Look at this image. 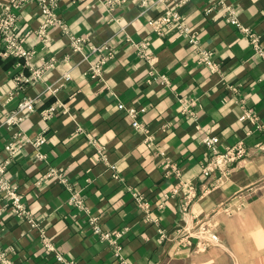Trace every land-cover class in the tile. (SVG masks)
I'll list each match as a JSON object with an SVG mask.
<instances>
[{
    "label": "crops",
    "instance_id": "obj_1",
    "mask_svg": "<svg viewBox=\"0 0 264 264\" xmlns=\"http://www.w3.org/2000/svg\"><path fill=\"white\" fill-rule=\"evenodd\" d=\"M9 1L0 0V11ZM103 1L63 0L57 12L68 33L53 27L48 42L35 32L23 36L34 68L54 59L32 84L23 80L32 74L26 58L3 56L0 36V180L24 207L0 190V264H63L57 254L72 264H196L202 227L216 230L241 210L258 220L264 206V58L252 44L257 37L264 49V0H226L249 33L225 22L212 0H190L181 12L198 44L176 29L154 31L149 21L165 9L159 0L112 9ZM20 16L24 31L43 20L36 2ZM71 36L115 50L100 78L90 76ZM201 49L212 53L217 71L200 62ZM25 98L33 110L20 108ZM120 103L146 108L142 129ZM248 110L261 128L240 120ZM11 114L18 124L6 123ZM207 136L219 138L217 164ZM23 137L14 152L6 150ZM241 142L246 151L226 162ZM92 218L103 231L121 233L116 244L94 233Z\"/></svg>",
    "mask_w": 264,
    "mask_h": 264
},
{
    "label": "built area",
    "instance_id": "obj_2",
    "mask_svg": "<svg viewBox=\"0 0 264 264\" xmlns=\"http://www.w3.org/2000/svg\"><path fill=\"white\" fill-rule=\"evenodd\" d=\"M63 0H10L8 3L3 4L0 11V36L4 41V48L1 52L3 56L15 55L18 57H25L27 60V64L30 66L32 70V74L30 77H23L24 82L34 83L38 80H41L44 77L46 71H48L54 65V59L43 65L42 67L34 68L33 64L30 62L33 51H29L23 45L22 38L23 36L30 35L35 32L37 37L42 42L49 41V31L53 27L61 28L65 33H68V25L67 23L60 17L57 12V8L60 5V2ZM73 1H84V0H73ZM125 0H104L103 4L106 8L112 9L115 5L124 2ZM190 0H159V2L165 3V9L158 17H155L149 21L150 25L158 34H162L166 29H176L179 36L187 37L189 42L198 44L197 35L191 28L186 25L184 14L181 12V8L187 4ZM218 6H220V11L223 12V17L225 22L236 26L242 32L249 33L250 30L246 26H244L240 19L238 12L232 4H229L226 0H212ZM30 2H36L40 8L41 16L43 17L42 23L39 28L35 31L27 30L24 31L18 27L20 21V11L26 4ZM211 9H208V12ZM252 44L255 48L257 54L264 58V49L260 46L258 38L253 37ZM71 45L75 51H79L84 53L85 59H88L90 62V70L89 74L92 78H100L103 73V68L110 60L115 57V50L111 47L109 43H104L101 45H96L90 42L89 38L80 36H71ZM86 46H88V50L91 54L95 55L96 58L94 60L90 59V55L86 52ZM200 54V62L208 65L212 71H217L218 67L213 62L212 53L206 49H201L199 51ZM152 76L155 72L150 73ZM162 80L167 81L166 75H160ZM71 78L70 74L67 73L65 75V79L69 80ZM17 79L21 80L20 77ZM35 107L33 99H24L23 102L20 103L21 109L33 110ZM120 109H124L126 113L132 118V125L136 129H142L143 125L139 121V115L146 111V108L137 109L134 107H126L123 103L119 104ZM55 111V107H52L48 113L49 115ZM21 118H17L14 114H11L6 117V123L8 125H15L20 122ZM240 120L249 121L254 124L256 128H261L263 125H260L258 122V118L253 113L252 110L245 111L244 114L241 115ZM25 137L20 140L10 143L6 146V150L10 152H14L18 145L25 141ZM29 140V139H27ZM39 140V139H38ZM41 140L37 141L40 143ZM203 143L207 147L208 151L215 156L216 164L218 163V145L219 138L216 136H207L203 139ZM246 151L243 143H239L237 147H233L229 149L225 156L226 162H234L238 158L239 155L243 154ZM103 152V149H102ZM114 167V166H113ZM115 168V167H114ZM204 172L206 174L209 173L208 167L204 168ZM50 173H54V169L50 170ZM0 190L6 191L9 195V198L12 200L15 207L22 212H24V207L21 202V195H19L14 189H11L10 186L7 185L5 181L0 180ZM77 197V196H76ZM74 198V202L76 205L82 204V199L80 197ZM30 222L33 223V220L30 219ZM90 223L93 226L94 233L99 235L101 239L111 240L113 243H117L115 237L121 236V233L113 234L111 232L103 231L98 220L96 218H92ZM212 240H218V236L216 234L211 235ZM205 244H203L204 246ZM49 248V247H48ZM2 246L0 243V261L4 258L5 253L1 251ZM50 249V248H49ZM57 259L59 262L63 264H72L67 261L62 254H57Z\"/></svg>",
    "mask_w": 264,
    "mask_h": 264
},
{
    "label": "rangeland",
    "instance_id": "obj_3",
    "mask_svg": "<svg viewBox=\"0 0 264 264\" xmlns=\"http://www.w3.org/2000/svg\"><path fill=\"white\" fill-rule=\"evenodd\" d=\"M243 213L237 212L229 223L219 222L216 230L202 227L195 234L202 241L193 256L196 264H264V206L258 220L252 212Z\"/></svg>",
    "mask_w": 264,
    "mask_h": 264
}]
</instances>
